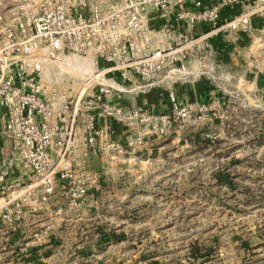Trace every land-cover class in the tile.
I'll list each match as a JSON object with an SVG mask.
<instances>
[{"label":"built area","instance_id":"built-area-1","mask_svg":"<svg viewBox=\"0 0 264 264\" xmlns=\"http://www.w3.org/2000/svg\"><path fill=\"white\" fill-rule=\"evenodd\" d=\"M256 18L264 28V0H9L0 10V252L19 238L10 250L22 255L8 261L46 242L28 220L60 189L72 206L98 202L94 159L131 154L173 120L200 118V101L178 94L174 78L218 53L219 31L254 34ZM67 57L92 58L96 77L77 86L58 68ZM161 85L170 111L146 95ZM117 123L128 132L117 136Z\"/></svg>","mask_w":264,"mask_h":264},{"label":"rangeland","instance_id":"rangeland-1","mask_svg":"<svg viewBox=\"0 0 264 264\" xmlns=\"http://www.w3.org/2000/svg\"><path fill=\"white\" fill-rule=\"evenodd\" d=\"M8 1L0 0V10ZM255 23L252 35L219 31L218 53L192 58L174 78L178 94L200 101V118L173 120L165 135L148 134L149 143L131 154L94 159L103 182L98 202L72 206L60 189L56 204L30 216L27 227L46 242L28 259L264 264V28L260 18ZM160 106L170 111L167 102ZM117 127V136L128 132ZM46 246L57 248L50 262L40 251ZM11 255L1 252L0 264Z\"/></svg>","mask_w":264,"mask_h":264},{"label":"crops","instance_id":"crops-1","mask_svg":"<svg viewBox=\"0 0 264 264\" xmlns=\"http://www.w3.org/2000/svg\"><path fill=\"white\" fill-rule=\"evenodd\" d=\"M202 28H200V26H198V31H200ZM192 72V71H191ZM195 72H199V71H195ZM149 98H150V101L154 104H156L157 106L160 107V109H164L162 106L160 105H163V103H168V99H167V94H166V90H162L161 87L160 88H154L150 91L149 93ZM169 105V104H168ZM121 124L120 123H117V126ZM17 247V246H16ZM7 248V250H5L9 255L13 254L12 251L10 250V248H13L12 245H9ZM34 248H31L29 250V254L31 251L33 252H36L35 250H33ZM56 250L57 248H52V246H46L45 249L43 250V248L40 249V251H43L42 253H46V254H49L50 256L48 257V262H50L51 259L54 258L55 254H56ZM1 253V252H0ZM27 254L26 256L22 257L20 262L18 261L17 263H11L9 261H5L4 263L1 262V264H39L38 261H33L30 257V259H28V255ZM3 257H7V256H3ZM10 260V257L8 258ZM27 259L29 260L28 263H27ZM30 260L32 263H30ZM55 260L53 259V262H50L51 264L54 263Z\"/></svg>","mask_w":264,"mask_h":264},{"label":"bare ground","instance_id":"bare-ground-1","mask_svg":"<svg viewBox=\"0 0 264 264\" xmlns=\"http://www.w3.org/2000/svg\"><path fill=\"white\" fill-rule=\"evenodd\" d=\"M67 62L68 66H64V63L61 62L58 65V68L62 71H68L72 77H75V84L77 86L80 84L78 79H85L88 74L94 78L96 77L98 71L96 69L95 61L92 58L67 57ZM92 66L94 68H92ZM80 76L82 77L80 78Z\"/></svg>","mask_w":264,"mask_h":264},{"label":"water","instance_id":"water-1","mask_svg":"<svg viewBox=\"0 0 264 264\" xmlns=\"http://www.w3.org/2000/svg\"><path fill=\"white\" fill-rule=\"evenodd\" d=\"M94 1H99V0H94Z\"/></svg>","mask_w":264,"mask_h":264}]
</instances>
